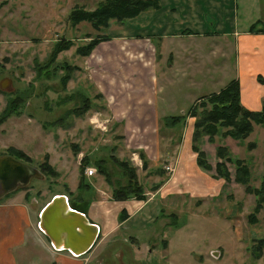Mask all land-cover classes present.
Here are the masks:
<instances>
[{
  "label": "rangeland",
  "instance_id": "1",
  "mask_svg": "<svg viewBox=\"0 0 264 264\" xmlns=\"http://www.w3.org/2000/svg\"><path fill=\"white\" fill-rule=\"evenodd\" d=\"M101 1L0 0V83L9 81L7 88L0 90V116L7 107L10 109V103L19 102L20 109L19 116L13 115L0 126V156L6 155L7 149L12 147L22 150L30 158V166L40 171V165L48 161L56 172L55 177L43 174L41 179L31 180L26 188L6 196L0 203L21 194L31 209H37L43 202L59 194L66 196L69 202L73 200L70 197H82V200L104 198L115 208L107 214L111 218L116 217L113 213L121 207H125L132 220L139 216L138 212L140 215L150 213L148 221L144 216L143 221H147L145 227L130 225L138 231L136 236L125 234L126 226L115 236L103 239L100 235L95 244V264H264V254L259 259L252 256L255 242L264 238V203L258 209V197L234 182L235 168L232 164L227 165L231 174L230 183L219 178L212 181L209 176L214 174L213 171L200 174L198 169L188 164L187 160L192 154L183 149L188 137L187 126L167 129L160 124L159 129H136L127 128L129 125H126L124 130L120 128L118 120L143 110L141 105L146 98L141 99L135 94L141 90V74L145 70V61L153 59V51L148 52L139 42L128 44L117 39L110 46L114 49L107 52L102 50L100 61L95 63V80L97 84L107 86L102 82L103 78L97 75L111 76V107L116 118L110 117L111 125L108 124L104 130L93 123L95 108L103 102L98 100L99 103H95L98 93L88 76L89 71L80 68L84 66V60L75 54L76 48L96 36L112 38L118 34H140L143 32L141 29L157 17L151 10L127 20L122 29H116L119 24L112 22L107 30L100 33L94 31L89 23L71 25L68 14L74 6L92 12ZM162 1L169 7L174 0ZM184 1L187 6L194 4L195 8L186 10L182 5L179 8L197 14L198 19L203 18L204 29L215 22L214 29L225 25L230 30L233 19L241 30L256 20H259L258 28L264 27V0H237V11L227 8V12L223 10L221 13L218 8L215 10L213 4L219 0ZM230 12H233L232 16ZM61 40L72 41L74 46L58 54L55 61L47 66L54 45ZM153 43L156 45L158 40L153 39ZM202 43L203 40H198L196 44L198 51L193 67L195 82L190 80L187 83L181 74L172 76L171 72L165 73L173 82L169 81L170 87L161 100L168 99V107L178 116L189 110L195 97L198 100L227 84L230 79H226L233 72V59L218 57L208 62L209 51ZM217 45L216 48H219ZM44 64L47 68L40 75L38 71ZM64 64L78 69L70 72L66 85L61 83V79L67 75L66 70L62 69ZM163 69L168 70L167 65ZM85 98L89 99L91 108L83 115L76 116L71 111L82 107ZM106 99L109 98H105L107 103ZM141 100L143 103H136ZM126 106L132 111L127 110ZM107 117L105 113L99 115L102 120ZM131 123H134L133 120ZM250 143L255 145L252 150L248 149ZM204 145L207 161L212 167L217 161L215 148L218 145L226 146L231 159L245 162L250 189L260 187L264 177L263 126H254L252 134L245 141L235 142L217 136L212 144L205 142ZM140 149L151 160L148 169L159 167L165 172L164 175L158 176L153 171L141 169L136 152ZM112 156L136 168L147 201L138 202L134 198L114 201L112 188L104 177L96 172L93 176H87L88 169L95 170L93 164L96 161L105 160L113 184L125 186L127 179L111 162ZM182 156L186 161L182 168L189 172L188 176L178 173L173 164L174 158ZM167 168L173 173H168ZM81 175L80 181L87 183L91 191L94 189V194L86 195L88 199L82 196L84 192L81 195L71 193L69 187H75ZM159 182L164 188L154 191L153 185ZM99 188L103 189L104 194L98 192ZM140 207L144 208L138 210ZM171 216L176 219L174 226ZM252 217L257 221L255 224L250 223ZM46 255L41 254L47 259L45 264H55L51 253Z\"/></svg>",
  "mask_w": 264,
  "mask_h": 264
},
{
  "label": "crops",
  "instance_id": "2",
  "mask_svg": "<svg viewBox=\"0 0 264 264\" xmlns=\"http://www.w3.org/2000/svg\"><path fill=\"white\" fill-rule=\"evenodd\" d=\"M213 4L214 7H216L215 10L218 8L220 13L223 10L227 12V8H229L230 11L232 8H234V11H237L239 8L237 0H219ZM179 5H182L186 10L189 8H195L194 4L187 6L184 0H174L169 7H166L165 2L160 0L159 7L154 10L152 9L157 17L154 16L155 18L153 21L141 29V31H143L142 33L118 34L112 38L108 36V41L99 43L88 57L83 58L84 66L80 68L89 71L88 76L92 79L91 82L94 84L95 90L99 95L98 99L95 98V103L98 104V100L103 102L99 105V107L95 108V123L102 126L103 129L98 126L101 130L106 129L108 124H110V117H112V119L116 118L114 115L116 113L111 107L113 98V93L110 91L111 76L109 74L97 75L98 78H103L102 82H105L108 85L105 86L97 84L95 80V63L100 61L102 50H106L107 52L114 49L110 46H112V41L116 39L124 40L128 44L139 42L141 47L145 50L153 51V59H147L145 61V70L141 74L139 85L141 90L139 93L135 94L141 99L146 98L144 101L141 100L136 102L137 104H141L142 101L144 102H142L143 105H141L143 110L134 114L131 113L124 116V119L118 120L117 122L123 130L126 128V125H129L127 128L140 129L154 127L155 129H159L160 124L161 127H163V120L165 118L177 115L176 112H171V108L168 107V99L161 100L164 92H166L170 87L169 81L173 82V79L165 73L171 72L170 74L172 76H179L181 74L183 75V78L187 80V83H189L190 80L195 82L196 73L193 67L195 64L194 61L196 52L198 51L196 46L198 40H203L204 43L202 44L205 45V50L207 49L209 51V56H207L208 62H211L213 59L218 57L228 60L233 59L234 68L232 74L226 79H230L227 84L233 79L238 81L242 106L250 111L261 110L262 102L264 100V33H251L250 28L254 23L241 30L238 28L237 21V25H235L234 19L231 20L232 27L230 30H227L225 25L218 29H214L215 22L212 23V26H210L211 28L208 27V29H204L203 18L198 19L197 14L195 15V13H190L184 9H180ZM150 11L151 10H148L143 13ZM232 15L233 12H230V16ZM237 18L238 14L236 13L235 19ZM257 21L259 20H256V22ZM118 24L119 25H116L115 28L122 29V26H124L125 23ZM197 25L198 27H196ZM153 39L158 40V45L153 43ZM217 44H219V48H216L218 46ZM218 51L219 53H222V55H220ZM165 65H167L168 70L163 69ZM214 82L216 83V81ZM227 84H224V86L219 88V90L224 88ZM193 87H195V84ZM219 90H216L215 92H218ZM105 98H109L106 99L107 103ZM172 99H174V97H172ZM196 99L197 98L195 97L192 105L197 101ZM127 110L132 111L128 107ZM104 113L108 115V117L107 119L102 120L99 118V115ZM132 120L134 123H131ZM193 125L194 119L188 118L186 119V123L184 125L179 124L167 129H178L180 126H187V129L189 130L186 133L189 138L186 136L185 146L183 149L185 151L186 149L189 150L192 154L191 158H188L187 163L193 165L196 170L198 169L199 173L201 172L204 174L205 171H202L201 168L197 166L196 155L191 148ZM204 146L205 145L202 147ZM153 149H155V147H153ZM141 151L146 156L148 162H150V158L142 149L136 151L138 157L139 152ZM151 152L153 153L152 150ZM139 160L141 161L140 158ZM185 163L186 161L184 156H182V158L176 157L173 159L175 170L177 169L178 173H183L182 176L189 175V172L182 168ZM158 169L160 168L154 167L152 169H147L146 171L142 170L145 172L153 171L155 175L160 176L161 174L154 172ZM209 179L213 181L216 178L211 175L209 176ZM204 181L206 184L208 183L207 180ZM210 183L212 184V182ZM77 186L78 182L73 188L69 185L71 193H77ZM162 188H164L163 184H161L158 189ZM93 190L94 189L91 191V188L88 191L85 190L82 196L88 199L86 195L89 193L94 194ZM101 191H103V189L99 188L98 192L104 194V191ZM54 196L43 202L37 209H31L28 203L23 201L24 196L21 194L8 199L5 203H0V264H45L47 261V259L44 258L47 256L46 253H51L53 258L52 261L55 262V264H95V244L100 235L103 239L107 236L108 238L115 236L121 228L123 231L126 226L127 228L124 230L125 234L129 236H136L138 231L135 228L145 227L144 224L150 217V213L148 212L146 213L147 215H140V212H138L139 216L132 220L130 218L131 215L125 210V207H121L116 210L117 212L113 213L116 217L111 218L107 216V214L111 209L115 210V208L110 205L111 202L105 201L104 198L103 200H100L101 198H98L97 200H82L81 197H77V199H74L76 197H70L73 198L70 202L68 200L70 208L84 214L89 224L96 225L98 227L96 242L94 240L91 248L83 255H75L66 250L57 251L52 246L49 238L38 228L39 214ZM142 208L144 207H140L138 210H141ZM122 210H125L126 218L125 220L120 221L119 218ZM144 216L147 217V221L145 222L143 221L145 218ZM129 220L131 222H129ZM135 220L136 222H134ZM78 223L79 221L74 218L69 224L70 226H73ZM130 225H133L135 228H131ZM52 227L55 229V233L57 234L56 225L54 224ZM82 234L83 235L79 238L73 237V241L75 239L73 242L75 248L78 247L79 241H85L92 235V230L84 228V233ZM69 244H71V242ZM42 253L44 257L41 256Z\"/></svg>",
  "mask_w": 264,
  "mask_h": 264
},
{
  "label": "trees",
  "instance_id": "3",
  "mask_svg": "<svg viewBox=\"0 0 264 264\" xmlns=\"http://www.w3.org/2000/svg\"><path fill=\"white\" fill-rule=\"evenodd\" d=\"M159 7L158 0H105L101 1V4L92 12L85 11L79 7H75L68 14V20L72 26H76L80 23H89L92 29L98 33L102 30H107L112 22L124 23L127 20H132L138 17L141 13L154 10ZM259 21L255 22L251 28V33H264V27L258 28ZM108 36H96L91 39L87 44L81 45L76 48L75 54L81 58L88 57L95 47L104 41H108ZM74 46L72 41L61 40L54 45L52 57L49 60L48 65H51L58 54L64 51L70 50ZM46 64L39 69V74L47 68ZM67 72L61 79V83L66 85L70 79V72L78 70L76 67H71L64 64ZM53 74L50 76L52 77ZM48 77V78H50ZM47 78V77H46ZM99 95L97 96V98ZM19 102L10 103V109L3 111L0 116V126H2L7 120L13 115L19 116L20 109L18 108ZM16 107V108H14ZM90 101L85 98L83 106L72 110L71 112L76 116H81L89 109ZM187 118L194 119L193 133H192V151L196 155V163L202 171L211 172L213 171V177L223 179L226 183H230V171L227 167L228 164H232L235 168L234 182L245 187V191L253 193L258 197L257 208H261V204L264 203V177L262 178L260 187L258 189L251 190L249 186V171L246 167L245 162L242 160H233L230 158L229 151L226 146L218 145L215 148V157L217 159L215 165H212L207 161V155L203 149L204 143L212 144L214 137L221 136L226 139L229 138L235 142L245 141L253 132L254 126L264 127V100L262 102L261 110L250 111L244 108L241 104L240 98V86L238 81L231 80L224 88L218 92L211 93L210 95L203 96L198 99L186 113L179 116H170L163 120V127L170 128L179 124H185ZM253 143L248 144V149H254ZM6 155L13 157L23 163L30 164V158L19 149L8 148ZM139 158L142 161V169L147 170L149 162L141 151L139 152ZM111 162L117 166V168L126 177L127 183L125 186L120 187L118 183L113 184L110 179V175L106 169L105 160L96 161L93 165L96 173L104 177L107 185L112 188V196L114 201H127L130 198H134L136 201H145L146 195L143 191L142 186L139 184L136 168L133 167L127 161L118 160L116 157H111ZM87 164V161L84 163ZM40 173L43 175L56 176V172L51 167L48 161H44L40 165ZM83 169V168H82ZM80 172L83 173L81 170ZM157 174L164 175L165 172L161 169L154 171ZM79 177L77 193L80 195L86 190L90 189L87 183L80 181ZM118 184L116 187H114ZM161 183L153 186V190H157ZM78 195V194H77ZM80 198V197H79ZM82 198V197H81ZM126 213L124 210L120 213V221L125 220ZM173 220V226L176 224V219L171 216ZM250 220L251 224H255L257 221L252 217ZM264 254V238L257 240L253 246L252 256L255 259H259Z\"/></svg>",
  "mask_w": 264,
  "mask_h": 264
},
{
  "label": "water",
  "instance_id": "4",
  "mask_svg": "<svg viewBox=\"0 0 264 264\" xmlns=\"http://www.w3.org/2000/svg\"><path fill=\"white\" fill-rule=\"evenodd\" d=\"M8 80L0 83V90H5ZM40 171L29 164L14 159L11 156H0V201L13 192L26 188L31 180L41 179ZM79 223L70 226L72 219ZM56 225L57 234L52 225ZM38 228L49 238L52 246L57 250H66L75 255H83L94 243L98 236V227L89 224L85 215L70 208L64 195H55L39 214ZM84 228L92 230V235L85 241L81 240L75 248L73 237H81ZM71 242V244H69Z\"/></svg>",
  "mask_w": 264,
  "mask_h": 264
},
{
  "label": "built area",
  "instance_id": "5",
  "mask_svg": "<svg viewBox=\"0 0 264 264\" xmlns=\"http://www.w3.org/2000/svg\"><path fill=\"white\" fill-rule=\"evenodd\" d=\"M93 123L94 124H97V123H95V121ZM98 126H100L101 129H103L101 125L97 124V127ZM166 170H167L168 173H173L169 168H167ZM86 172H87V176H93L96 171L95 170H92V169H88Z\"/></svg>",
  "mask_w": 264,
  "mask_h": 264
},
{
  "label": "flooded vegetation",
  "instance_id": "6",
  "mask_svg": "<svg viewBox=\"0 0 264 264\" xmlns=\"http://www.w3.org/2000/svg\"><path fill=\"white\" fill-rule=\"evenodd\" d=\"M149 251V250H148Z\"/></svg>",
  "mask_w": 264,
  "mask_h": 264
}]
</instances>
